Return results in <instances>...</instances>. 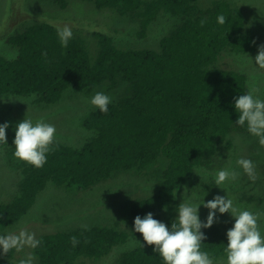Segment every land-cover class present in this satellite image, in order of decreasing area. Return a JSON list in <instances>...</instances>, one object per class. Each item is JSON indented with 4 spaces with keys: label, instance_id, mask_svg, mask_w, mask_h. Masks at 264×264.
I'll use <instances>...</instances> for the list:
<instances>
[{
    "label": "trees",
    "instance_id": "16d2710c",
    "mask_svg": "<svg viewBox=\"0 0 264 264\" xmlns=\"http://www.w3.org/2000/svg\"><path fill=\"white\" fill-rule=\"evenodd\" d=\"M70 1L74 0L53 4L65 11ZM76 1L88 2L94 12L82 20H59L61 16L47 12L38 19L33 12L28 15L32 22L25 19L12 30L6 26L0 35L6 47V53L0 51V98L35 97L32 104L47 108L60 103L69 89L87 97L103 92L111 97L109 111L90 107L81 122L86 135L80 146L57 139V149L39 169L14 156L16 127L10 122L8 144H2L4 161L17 175L13 192L0 198V234L13 227L14 232L21 230L16 226L49 186L77 196L100 183L126 179L117 184L124 203L110 205L106 223L40 234L41 244L30 254L24 248L3 256L0 249V264H19L28 255L35 257L33 264H105L107 259L110 264H164L155 246L135 232V217L151 212L171 228L179 204L187 202L183 191L204 196L193 186L198 183L197 170L224 162L235 134L256 138L264 151L246 125L236 124L234 98L247 94L248 77L217 63L223 52H258L261 39L246 32L240 11L221 1L207 8L199 0ZM105 10L112 15L104 27L84 29V21L101 23L95 13ZM220 14L227 18L224 25L217 22ZM161 15L176 23L148 44L149 27ZM126 16L136 26L123 30L119 24ZM56 20L75 22L67 24L73 32L67 47L57 32L64 27L52 22ZM147 180L155 182L153 191L147 192ZM256 198L262 206L264 189ZM201 231L207 236L201 251L214 259L218 246L227 247V236L216 225ZM72 236L80 241L76 247ZM133 237L140 238L141 245L123 249Z\"/></svg>",
    "mask_w": 264,
    "mask_h": 264
},
{
    "label": "rangeland",
    "instance_id": "374dc122",
    "mask_svg": "<svg viewBox=\"0 0 264 264\" xmlns=\"http://www.w3.org/2000/svg\"><path fill=\"white\" fill-rule=\"evenodd\" d=\"M215 1H221L229 4L232 9L240 11L241 15L245 19V24L248 25L246 32L250 33V30L261 39V43L264 44V0H199L202 8H207ZM71 2V1H70ZM60 9L58 5L53 4V0H0V35L3 36V31L8 26L11 30L15 25L21 26L22 22H32L33 19L28 15L35 12L40 15L38 19H42L45 13H54L56 16H61L59 20L70 19L71 17H77L78 19H86V16L91 15L94 12V8L88 2L72 1L69 7L65 11ZM96 18H99L101 23L93 24L91 22H82L81 25L84 29L93 30L98 29L103 23L109 20L112 15L108 10L95 13ZM59 20L52 21L59 27H65L67 24L74 25L75 22H59ZM128 16L123 17L119 26L126 30L130 27H135L136 24L130 22ZM172 20L166 15H161L159 19L150 25L149 36L147 38L148 44H154L169 28L173 29L176 20L171 24ZM101 24V25H100ZM246 26V25H245ZM19 31L16 29L14 32ZM0 37V51L6 53V47L3 39ZM11 52V50H10ZM255 53H233L223 52L218 58V64L220 67L244 73L249 79V88H256L259 91L256 93L261 99H264V69H260L255 64ZM85 94H78L69 89L63 100L53 106L44 107L37 106L31 103L35 97H10L9 99L0 98V124H3L1 120L11 125L17 126V124L23 121L26 116L33 122L44 119L47 123L55 126L58 140L68 145L79 147L81 141L86 135L85 129L81 128V122L84 119V114L94 106L90 103V96H84ZM94 96V95H93ZM92 96V97H93ZM109 96V95H108ZM90 97V98H89ZM5 102H8L5 104ZM14 108L20 110H14ZM11 127L6 130L7 139L9 137V131ZM233 137L232 148L226 150V158L224 162L217 164L214 168H200L195 173L198 183L193 186L200 189V192H204V196L197 194L187 195V191H183V194L187 196V201L193 203H201L212 200L216 195L225 196L233 200L234 206L241 210H250L253 213H264V203L262 206L258 205L256 196L264 189V151L257 145V139L250 140L249 138L240 134H235ZM257 148V152L253 151ZM7 158L5 154V148L0 144V198L8 196L15 189L14 179L16 178V171L7 165L4 159ZM240 158L258 160L256 165L257 179L262 180L258 183L257 179L252 183L247 177L244 178V172L241 167L237 165V160ZM233 169L240 173L239 178L236 181H230L226 184L225 190L218 188L215 183V174L218 170ZM126 179L118 182L112 180L109 184L103 186L102 183L96 185L94 188L84 192H79L77 196L68 194L66 191L59 190L55 187L49 186L41 193L33 209L29 212L28 216H25L20 221L19 225L21 229H26L29 232H34L36 238L40 234H54L57 232H70L73 229L90 227L97 223L104 222L106 218L104 214L108 215L110 205L119 206L120 203H124V196H120L121 188L117 185L125 182ZM204 183H212L211 187H204ZM149 187L147 192L153 191L155 182L153 180L146 183ZM203 184V185H202ZM111 185V186H109ZM117 185V187H116ZM261 185L262 188H257ZM256 186V187H255ZM109 187H113L111 191ZM116 188V189H114ZM256 188V189H255ZM209 210L200 206L199 215L202 222L207 221ZM218 222L213 225L218 226L222 233L227 236L228 229L234 226L235 220L230 213L221 215L217 210ZM259 226L262 232H264V215L259 220ZM15 228H10L8 232H14ZM20 231V230H19ZM18 230L15 233L19 232ZM7 232V233H8ZM140 238H131L124 248L132 249L141 245ZM137 245V246H136ZM122 250V249H121ZM27 254L32 252V248L25 247ZM218 254V255H217ZM215 257L214 264H227V255L222 248L218 246L217 250L213 252ZM91 262V261H90ZM88 263V259H87ZM111 259H107L105 264H110Z\"/></svg>",
    "mask_w": 264,
    "mask_h": 264
},
{
    "label": "clouds",
    "instance_id": "9594fccd",
    "mask_svg": "<svg viewBox=\"0 0 264 264\" xmlns=\"http://www.w3.org/2000/svg\"><path fill=\"white\" fill-rule=\"evenodd\" d=\"M226 20L223 14L217 16L220 25H224ZM205 23L203 19L200 22L201 26ZM57 32L62 46L67 47L73 37L71 28L65 26L63 29H57ZM43 55L46 56L47 53ZM255 64L260 69H264V44L258 48ZM258 91L256 88H250L247 94L235 97L234 106L239 114L236 124L242 127L246 125L247 131L257 137L259 144L264 147V99L256 94ZM90 103L107 114L111 97L103 92H97L91 97ZM9 127L10 124L7 122L0 124V144H8L6 130ZM56 133L55 126L44 119L33 122L26 116L16 126L14 156L37 169L43 168L47 163L48 154L58 147ZM236 163L252 182L256 181L258 178L256 165L252 160L240 158ZM239 175L240 173L233 169L218 170L215 174V183L218 188L225 190L226 184L236 181ZM201 205L209 210L206 222L200 219ZM217 210L221 215L230 213L235 220L234 226L227 231L228 242L224 249L227 264H264V232L259 226V220L264 213L238 209L227 195H216L212 200L207 202L203 200L201 203L183 201L177 208L178 216L171 224V228L155 219L151 212L143 218L137 215L134 220V230L142 234L148 246H155L154 252L162 257L164 264H214L210 254L201 251L203 242L207 240L201 229L211 228L218 222ZM85 230H87L86 226ZM71 243L76 247L80 241L76 236H72ZM40 244L41 241L36 238L35 233L26 229H21L18 233L0 234V249L3 256H7L13 249L19 252L26 246L35 249ZM142 246L145 247L143 243ZM34 259L33 255H28L25 259H21L19 264H33Z\"/></svg>",
    "mask_w": 264,
    "mask_h": 264
},
{
    "label": "bare ground",
    "instance_id": "6f19581e",
    "mask_svg": "<svg viewBox=\"0 0 264 264\" xmlns=\"http://www.w3.org/2000/svg\"><path fill=\"white\" fill-rule=\"evenodd\" d=\"M63 264V263H62Z\"/></svg>",
    "mask_w": 264,
    "mask_h": 264
}]
</instances>
